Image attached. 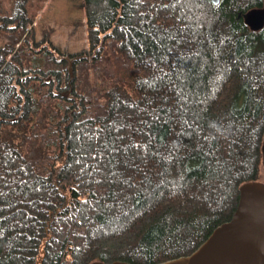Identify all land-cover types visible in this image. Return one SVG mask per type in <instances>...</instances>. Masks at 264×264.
<instances>
[{"label": "trees", "instance_id": "1", "mask_svg": "<svg viewBox=\"0 0 264 264\" xmlns=\"http://www.w3.org/2000/svg\"><path fill=\"white\" fill-rule=\"evenodd\" d=\"M29 1L0 20V264L193 254L261 178L264 0H85L76 54Z\"/></svg>", "mask_w": 264, "mask_h": 264}, {"label": "water", "instance_id": "2", "mask_svg": "<svg viewBox=\"0 0 264 264\" xmlns=\"http://www.w3.org/2000/svg\"><path fill=\"white\" fill-rule=\"evenodd\" d=\"M219 5L221 0H211ZM243 16L252 31L264 27V7ZM264 167V140L262 145ZM239 206L231 221L217 228L193 254L162 264H264V183L249 182L240 188ZM92 264H130L94 262Z\"/></svg>", "mask_w": 264, "mask_h": 264}, {"label": "rangeland", "instance_id": "3", "mask_svg": "<svg viewBox=\"0 0 264 264\" xmlns=\"http://www.w3.org/2000/svg\"><path fill=\"white\" fill-rule=\"evenodd\" d=\"M27 8L36 45L48 42L62 54L90 50L85 0H30ZM12 15L13 0H0V20ZM2 44L0 34V47ZM260 182L264 183L263 166Z\"/></svg>", "mask_w": 264, "mask_h": 264}]
</instances>
